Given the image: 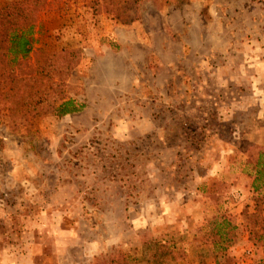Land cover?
I'll list each match as a JSON object with an SVG mask.
<instances>
[{"label":"rangeland","instance_id":"374dc122","mask_svg":"<svg viewBox=\"0 0 264 264\" xmlns=\"http://www.w3.org/2000/svg\"><path fill=\"white\" fill-rule=\"evenodd\" d=\"M105 3H38L30 60L75 51L67 93L83 108L17 131L0 117V264H107L113 251L125 264H262L264 204L251 188L264 149V0ZM215 3L230 4L225 22L208 15ZM204 24L221 37L206 35L201 59L189 50ZM162 27L176 70L156 69L142 46L130 82L94 67L119 52L118 34L128 44L126 31Z\"/></svg>","mask_w":264,"mask_h":264},{"label":"trees","instance_id":"16d2710c","mask_svg":"<svg viewBox=\"0 0 264 264\" xmlns=\"http://www.w3.org/2000/svg\"><path fill=\"white\" fill-rule=\"evenodd\" d=\"M104 1L108 5L123 3L128 9L140 4V0ZM38 3L45 0L10 2L0 8V117L13 131L33 127L47 116L60 118L83 108L67 93L66 79L78 64L75 51L40 50L35 59L30 60L34 50L35 15L41 8ZM261 181L264 182V149L259 153L252 185L254 193L261 192L257 201L264 204V188L257 185ZM255 207L259 209L257 202ZM225 222L224 218L223 224ZM146 247L144 244V249ZM159 250V256L166 255L164 247ZM126 260L125 254L113 251L107 264H125Z\"/></svg>","mask_w":264,"mask_h":264},{"label":"crops","instance_id":"0c3cea01","mask_svg":"<svg viewBox=\"0 0 264 264\" xmlns=\"http://www.w3.org/2000/svg\"><path fill=\"white\" fill-rule=\"evenodd\" d=\"M10 1H13V0H0V7L4 6L5 3H8ZM209 4L211 5L213 3H209ZM247 5L248 3H245V4L244 3L243 4L232 3V11L235 12L236 9L237 10L243 9L242 6L245 7ZM226 7H230V4L215 3V6L211 7V10L208 12V15L214 13L215 14L214 18H216L217 21L220 22L223 20L222 22H225L224 21L226 19L225 13L227 12ZM198 16L199 15H197V18ZM201 18H206L205 20L207 22L210 21L208 16L205 17L204 15H201ZM193 20L194 19H192V21ZM192 24L193 23H191V25ZM204 26L205 27H203V30L207 33L201 32L200 35L194 37V38H197L196 40L200 43V47H201L200 50H193L192 52H191V49L189 50L190 51L189 53H192L194 56L201 57V59H204V57L209 55V52H208L209 47L206 42V38H207L206 35L215 36L214 37L215 40H218V37L219 38L221 37V32L210 33L208 27L205 24ZM191 28L192 27L190 26L189 30L186 29V32H190ZM126 32H128L127 35H129V38H130L129 43L127 44V41H125V36L123 37L122 35V38H121L120 34H118L116 36V42L121 46L119 52L117 54L112 53L113 54L112 57H109V56L100 57L103 59L98 58L97 63L94 64V67H97L98 65H102V64H105L106 67L107 65L110 66L111 70L109 72L112 75L111 81L113 82V84L111 85H115L117 79L123 80V81L128 80L129 82L134 80L135 77L134 75L131 76L130 72L134 71L135 67L138 65L137 58H135L134 55L136 51L140 49V46L144 47L145 51L150 50V52L147 54H151L153 56L154 62L158 66L156 69L160 70V68H162V69H167L169 71L176 70L177 62H178V55L175 52H173V49H172V45H174V35L173 34L168 32L163 27L162 29H159L158 32L154 33L152 36H149L146 33H141L138 31L134 32L132 29ZM230 35H235V34L233 32H230ZM190 46L191 45L186 44L185 50L187 47H190ZM192 47L194 48L196 47L194 43L192 44ZM144 58H145V55H142V61ZM116 69H119V72L121 73L120 75L117 74L118 70ZM113 88L116 89V87L114 86ZM262 146H264V143L262 144ZM250 188H251V185H250ZM251 191H253L252 188H251ZM246 193L247 192L241 191L238 201L236 202V204H234L236 205V207L238 206L239 208V205H240L241 208H244L248 204ZM241 210L242 209L233 208L231 211L234 212V215L238 214L239 216V214L241 213ZM243 247L244 245H240L239 243V244H236L232 248V250H234L235 252H238V255H240V253L244 251ZM247 248L249 247L247 246ZM252 262L256 263L255 261H252ZM213 264H216V263L214 262Z\"/></svg>","mask_w":264,"mask_h":264}]
</instances>
